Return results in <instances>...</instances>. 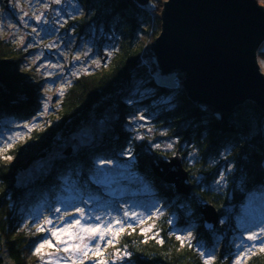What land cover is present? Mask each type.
<instances>
[{"label": "trees", "instance_id": "1", "mask_svg": "<svg viewBox=\"0 0 264 264\" xmlns=\"http://www.w3.org/2000/svg\"><path fill=\"white\" fill-rule=\"evenodd\" d=\"M76 1L83 14L71 19L68 28L79 38H91L94 29L104 28L117 39L118 50L106 68L74 79L49 124L19 142L11 150V160L0 158V264H35L31 255L41 236L25 217L39 205L68 195V188L86 196L98 195L102 202L111 200L95 185L92 170L101 160H118L125 152L133 160L131 171L141 179L120 182L118 185L134 192L117 201H149L143 197L146 186L150 199L161 202L157 237L148 238L134 228L122 232L118 242L128 252L130 264H232L231 244L238 235L234 218L252 195L264 193V111L248 101L229 114L217 112L188 97L181 73H174L171 82L163 81L166 76L157 79L160 72L150 49L161 32L162 10L155 0L147 6L136 0ZM258 2L264 5V0ZM259 54L264 57V52ZM27 55L14 44L0 41V125L12 118L29 120L40 111L44 82L24 67ZM136 82L152 89L157 100L173 96L168 108L158 107L154 123L176 142L195 186L190 198L178 196L174 186L162 182L150 168L151 161L171 154L153 150L149 141H138L129 129L134 105L127 101ZM103 121L108 128L100 140L69 155L66 150L62 156L55 151L61 139H69L87 124ZM193 152L196 159L191 164L187 159ZM48 157L52 160L47 171L24 178ZM222 173L227 185L220 189L215 184ZM202 202L213 204L221 219L229 216L230 227L224 230L222 224L217 231L206 232L199 211ZM191 230L196 232L192 243L176 237V232L182 235ZM199 244L217 248L216 257L205 261ZM246 264H264V251L252 254Z\"/></svg>", "mask_w": 264, "mask_h": 264}, {"label": "rangeland", "instance_id": "2", "mask_svg": "<svg viewBox=\"0 0 264 264\" xmlns=\"http://www.w3.org/2000/svg\"><path fill=\"white\" fill-rule=\"evenodd\" d=\"M162 1H154L161 10L166 0ZM10 4L12 12L6 11L0 2V41L24 50L28 54L24 67L36 73L37 80L44 83L40 111L35 116L29 120L7 119L0 125V158L3 160H11V150L19 142L26 141L32 131L49 124L50 115L55 114L74 79L106 68L118 50L117 39L107 35L104 28L94 29L91 38H79L73 28H68L71 19L83 14V7L76 0H11ZM260 51L264 52V43ZM258 63L264 75V57L260 54ZM158 71L157 79L162 77L159 65ZM172 75L166 76L163 81L171 82ZM146 87L136 82L132 98L127 101L134 105L133 114L128 118L131 121L129 129L138 141L147 140L153 150L174 156L178 151L176 142L168 139L154 123L159 114L158 107L164 105L168 108L173 96L157 100L153 90ZM107 128L108 123L104 121L87 124L69 139L58 141L55 151L62 156L64 150L67 152L71 148L74 151L92 144L101 139ZM130 156L125 152L119 154L118 160H101L92 170L95 185L102 188L111 200L102 202L98 195L86 196L81 190H72L71 187L65 191L68 195L48 204L43 203L27 213L25 222H30V228L41 236L31 255L35 264H130L128 252L118 242L122 232L134 228L148 238L158 236L156 228L161 202L150 199V189L144 185L143 197L149 201H117L122 195L134 192L131 188L118 185L120 182H138L141 179L131 171L133 160ZM195 159L196 153L193 152L187 161L193 164ZM51 160L48 157L37 163L24 178H33L47 171ZM226 185V174L222 173L215 186L223 189ZM234 221L238 235L231 244V261L232 264H237V261L246 264L250 256L264 246V232L261 231L264 229V193L252 195L240 208ZM229 222V216L224 217L218 228L223 224L224 230H227ZM53 231L56 236H53ZM176 233L177 238L186 242L192 243L196 239L194 230L184 231L182 235ZM253 233L257 234V239L249 240L248 236ZM101 234L103 240L100 239ZM214 238L220 237L215 235ZM45 241L49 243L45 244ZM41 244L45 246L37 253L36 249ZM198 248L207 262L212 261L218 252L217 248L205 244H199ZM250 248L252 251L249 252Z\"/></svg>", "mask_w": 264, "mask_h": 264}, {"label": "water", "instance_id": "3", "mask_svg": "<svg viewBox=\"0 0 264 264\" xmlns=\"http://www.w3.org/2000/svg\"><path fill=\"white\" fill-rule=\"evenodd\" d=\"M136 1L147 6L151 0ZM0 2L12 12L11 0ZM161 25L151 51L162 77L184 74L188 97L217 112L229 114L248 101L264 111V75L258 63L264 5L258 0H166ZM150 168L162 182L174 186L178 196L191 197L195 186L179 151L151 161ZM199 211L204 230L216 231L221 222L217 208L202 202Z\"/></svg>", "mask_w": 264, "mask_h": 264}, {"label": "snow or ice", "instance_id": "4", "mask_svg": "<svg viewBox=\"0 0 264 264\" xmlns=\"http://www.w3.org/2000/svg\"><path fill=\"white\" fill-rule=\"evenodd\" d=\"M37 19H39V18L37 17ZM141 119H143V117H141ZM57 211H59V209H57ZM50 222L51 221H48V223H50ZM77 223H79V222L77 221ZM41 230H43V229H41ZM86 231H94V229H86ZM261 231L264 232V229H261ZM52 234H53V236L57 235V233L55 231H53ZM103 238L104 237L101 234L100 239L103 240ZM248 239L249 240H256L257 239V234L253 233L252 235L248 236ZM160 242L163 243V241H160ZM48 243H49L48 241H45V244H48ZM44 246H45L44 244H41L40 247L36 249L37 253H39ZM253 247H255V245ZM260 250L264 251V246H262ZM250 251H252L251 248L249 249V252ZM101 264H103V262H101ZM237 264H239V261H237Z\"/></svg>", "mask_w": 264, "mask_h": 264}]
</instances>
